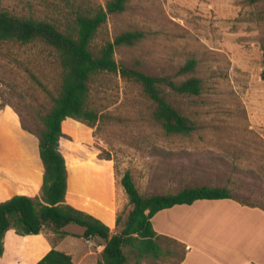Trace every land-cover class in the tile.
Segmentation results:
<instances>
[{
	"label": "rangeland",
	"instance_id": "1",
	"mask_svg": "<svg viewBox=\"0 0 264 264\" xmlns=\"http://www.w3.org/2000/svg\"><path fill=\"white\" fill-rule=\"evenodd\" d=\"M108 1L0 0V9L64 26L78 13L105 7ZM128 30L142 37L116 48L120 64L175 77L189 59L196 60L192 74L203 80L202 93L176 96L175 102L197 127L188 135H169L150 119L151 103L138 85L120 73L94 76L89 104L111 117L92 128L81 121L67 126L61 149L70 165L68 202L97 214L116 232L118 216L131 209L121 183L130 171L144 195L222 186L242 202L264 208V0H126L124 11L108 13L91 48L97 52ZM60 81L61 69L47 46H0V109H11L10 117L18 116L22 129L23 124L36 129ZM3 146L14 147L3 166L0 158V168L19 180L18 191L37 188L41 169L33 141L5 139ZM26 173L29 178L22 179ZM67 229L76 234L64 240L45 232L54 245L62 240L56 249L71 254L75 262L83 258V264H99L103 241L78 236L84 230L79 225ZM162 244L171 254L142 264H178L184 247L172 240Z\"/></svg>",
	"mask_w": 264,
	"mask_h": 264
},
{
	"label": "trees",
	"instance_id": "2",
	"mask_svg": "<svg viewBox=\"0 0 264 264\" xmlns=\"http://www.w3.org/2000/svg\"><path fill=\"white\" fill-rule=\"evenodd\" d=\"M257 1L250 0L252 3ZM125 7L126 0H110L105 7L78 13L64 26L0 9V46L5 43H41L53 51L61 69L59 90L52 96L50 110L39 114L36 129L23 124L24 129L39 139L40 157L45 166L41 194L14 195L0 202V255L4 252V237L10 229L19 235L39 234L49 229L63 238L68 235L64 228L75 224L84 228L82 236L86 240L103 241L99 264H142L144 259H160L171 254L164 248L163 241L180 243L154 229L152 217L159 211L200 199L239 200L227 187L207 185L186 186L176 193L144 195L131 172L127 171L121 183L131 209L125 217L118 216L120 229L116 232H112L97 214L67 202L70 165L61 149L67 126L81 121L92 128L111 117L100 114L89 104L94 76L103 72L120 73L125 80L138 85L151 103L150 119L169 135H188L197 127L175 102L176 96L202 93L203 80L192 74L196 70V60L189 59L175 77L153 75L135 66L118 63L116 48L136 44L142 37L139 31H124L113 41L104 43L97 52L91 48L99 29L107 21L108 13L122 12ZM35 264L76 263L71 254L52 248Z\"/></svg>",
	"mask_w": 264,
	"mask_h": 264
},
{
	"label": "crops",
	"instance_id": "3",
	"mask_svg": "<svg viewBox=\"0 0 264 264\" xmlns=\"http://www.w3.org/2000/svg\"><path fill=\"white\" fill-rule=\"evenodd\" d=\"M10 113L11 109H0L1 165L5 164L4 156L15 153L13 146H3L5 139L29 138L34 143L35 162L41 171L38 187L30 192H20L17 184L19 180L1 167L0 202L14 195H40L45 173L39 139L29 137L22 129L18 116L11 118ZM20 151L21 148H17V153ZM23 151H27V146ZM20 177L27 179L29 175L26 173ZM152 224L158 234L174 238L184 247V256L178 264H264V208L261 206L234 198L200 199L192 204H179L159 211L152 217ZM108 226L111 228V225ZM64 230L68 235L62 240L76 234L70 232L67 226ZM83 233L84 230L78 236ZM60 242L52 244L45 230L39 234L19 235L10 229L4 237V253L0 255V261L5 264H35ZM35 254L40 255L30 263H24L25 258ZM83 260L75 263L83 264Z\"/></svg>",
	"mask_w": 264,
	"mask_h": 264
}]
</instances>
